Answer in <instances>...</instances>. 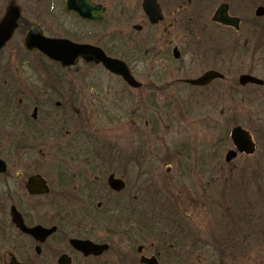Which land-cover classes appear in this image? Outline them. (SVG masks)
<instances>
[{"label":"flooded vegetation","instance_id":"flooded-vegetation-1","mask_svg":"<svg viewBox=\"0 0 264 264\" xmlns=\"http://www.w3.org/2000/svg\"><path fill=\"white\" fill-rule=\"evenodd\" d=\"M243 3L0 0V148L14 153L0 155L6 165L0 173V264H264L245 253L247 244L264 243L256 201L264 192V167L252 133L235 124L242 109L223 114L226 128L234 127L224 129L220 142L232 148L216 170L207 144L189 172H175L183 150L131 127L160 111L165 84L227 89L229 50L241 52L240 66L248 68L235 83L258 89L257 99H264V78L256 76L264 77V61L242 60L250 47L238 37ZM222 6L239 30L214 22ZM256 28L251 46L258 54L264 46L256 44ZM201 36L209 50L201 61L184 60L201 46ZM102 57L124 64L135 83L107 70ZM64 59L77 61L66 66ZM209 73L219 76L204 86L190 83ZM242 76L263 84L241 86ZM94 116L113 125L118 116L128 117L129 138L91 132ZM239 127L249 132L254 154L235 147L231 134ZM137 132L143 138H131ZM187 148L192 156L198 146Z\"/></svg>","mask_w":264,"mask_h":264},{"label":"rangeland","instance_id":"rangeland-1","mask_svg":"<svg viewBox=\"0 0 264 264\" xmlns=\"http://www.w3.org/2000/svg\"><path fill=\"white\" fill-rule=\"evenodd\" d=\"M244 2L245 3L242 5L239 4L241 9L239 12L237 11L241 16L243 15L242 17L244 18V23L241 26L238 37H242V43H248L250 47L247 52H245V56L242 60L245 62H252L255 58V60L264 61V47L262 50L260 48L261 51L256 54L253 52L254 49L251 46L255 43L251 34L253 29L256 28V25H259L256 29L261 30V37L256 44L261 47L264 46V17L257 19L255 16L258 5H264V0H244ZM218 6L219 3L213 4V12H215ZM253 19H256V21ZM202 26L205 27L204 25ZM185 34L186 33L182 31V37ZM201 38L203 39V41L200 42L201 46L197 48L196 52L191 51V54L187 55L184 60L189 61L192 59L201 61L205 51L209 50V47L204 42V36H201ZM229 52L228 59L230 58V64L233 65V72L229 74L228 90L225 88L227 84L213 85L211 89L202 92L194 91L193 89L181 85L165 84L163 95H159L158 107L160 111L156 114L150 113L147 116H143V119L138 120L137 124L131 125L132 128L140 127V129H143L146 133V139L161 140L165 145L171 147L170 149L178 148L180 150L181 148L183 150L181 155H179L180 157L174 163L175 172H179L182 169L183 171L189 172V165L192 163V160H194V156L206 153L205 146L207 144L211 145L208 149L209 155L215 158H213L215 163L214 169L216 170L219 167L218 164L221 165L225 162V155L227 151L232 148V145L229 142L221 144L220 141L221 138L225 136V130L229 129L231 131L234 127L232 124L227 128L226 125H224L225 116L223 114L226 112V109L231 108L242 109L238 115H235V124H240L252 133L257 143L256 159L261 162L262 168L264 167V127L262 126L264 125V99L262 97L260 100L257 99L258 89L254 87L242 88L238 83H235L239 76L247 71L248 68L240 66L241 52H233L232 50H229ZM100 75L106 76L103 72H101ZM256 76L264 78L260 74ZM231 88L234 89L237 100L233 99L229 94V92H233ZM225 91L228 92V95L225 94ZM262 92H264V90H262ZM241 99H244L243 106L240 103ZM97 118L98 117L95 116L90 117V124L92 126L91 132L98 130L102 138L106 139L129 138L131 123L128 117L122 119L121 116H118L121 121H117L114 125L109 122L108 119L102 120V118H99L97 122ZM145 121H148L147 127L145 126ZM137 135L138 136H133L131 138H143L141 132H137ZM192 145H197L198 149H196L197 152L193 153L191 156V151L184 150L183 148L191 147ZM13 154V149L0 148V155L3 157ZM181 160L185 162L183 167L181 166ZM165 170L166 167L161 169L163 173H165ZM262 170L263 169H261V171ZM188 182L187 180V183ZM217 188L218 189L214 191L215 193H219L221 189L220 185L217 186ZM250 196L252 200H254L253 203H255V196ZM242 198L243 196L241 195V201ZM256 201L261 205L260 217L264 218V192L260 194ZM226 203L233 204L232 200ZM247 246L248 248L245 249L246 255L255 257L254 260H256V262H264V243H251L247 244ZM252 248H255L256 252L251 250ZM251 262H253V260Z\"/></svg>","mask_w":264,"mask_h":264},{"label":"water","instance_id":"water-1","mask_svg":"<svg viewBox=\"0 0 264 264\" xmlns=\"http://www.w3.org/2000/svg\"><path fill=\"white\" fill-rule=\"evenodd\" d=\"M227 8H228L227 6H222L221 8H219V10L217 11V13L214 17V21L217 23H220L222 25H225V26L234 27L235 29L239 30V28H240L239 21L237 19H233V18L229 17ZM256 17H258V18L264 17V8L263 7H260L257 9ZM2 32H3V30H2V25H1L0 26V33H2ZM74 54H77V52H74ZM101 60H102V63L104 64V66L107 70H109L110 72H112L116 75L122 76L129 83H132V84L135 83V81L131 78L129 71L126 68V66H124V64L119 63L118 61H115V60L108 59L106 57H104V58L102 57ZM76 61H77L76 59L74 61L64 59L63 62L66 66H71L73 64H76ZM218 76L219 75L217 73H209L206 76H204L203 78H201L200 80L190 82V83L192 85L204 86V85H207L209 82H211L212 80H214ZM240 84L242 86H246L248 84L262 85L263 81L256 79V78H253V77H250V76H242L240 78ZM232 140H233L235 146L237 147L238 151L245 152L249 155L254 154L255 145L252 142V138L247 131L243 130L242 128H236L232 132ZM233 157H234V153H229L228 160H231ZM5 171H6V165L2 160H0V173H4ZM33 231L34 230L29 231V232H33Z\"/></svg>","mask_w":264,"mask_h":264}]
</instances>
